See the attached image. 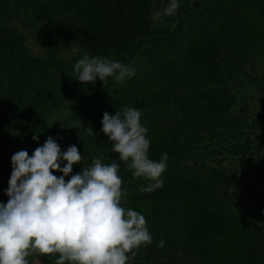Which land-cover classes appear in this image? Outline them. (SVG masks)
<instances>
[{
    "label": "trees",
    "instance_id": "16d2710c",
    "mask_svg": "<svg viewBox=\"0 0 264 264\" xmlns=\"http://www.w3.org/2000/svg\"><path fill=\"white\" fill-rule=\"evenodd\" d=\"M166 2L0 0V202L12 155L31 156L51 136L84 157L72 174L97 156L120 164L123 206L145 216L153 237L130 264H264V0H182L176 15L153 21ZM84 53L136 76L75 99ZM125 107L142 110L150 157L168 155L163 187L151 193L100 131L104 112Z\"/></svg>",
    "mask_w": 264,
    "mask_h": 264
},
{
    "label": "clouds",
    "instance_id": "9594fccd",
    "mask_svg": "<svg viewBox=\"0 0 264 264\" xmlns=\"http://www.w3.org/2000/svg\"><path fill=\"white\" fill-rule=\"evenodd\" d=\"M181 3L167 0L163 8L152 12L151 19L176 15ZM72 52L80 53L81 47ZM73 73L82 84L95 83L97 78L105 84L112 78L119 85L134 78L136 69L84 53ZM101 124L100 131L118 159L133 178L146 182L140 191L162 188L168 155L158 161L150 157L151 140L142 123V110L125 107L112 115L104 112ZM88 134L95 136L90 127ZM33 140L38 142V136L33 135ZM83 159L75 145L61 151L51 136L31 156L26 150L12 155L5 190L8 200L0 202V264H29L27 257L34 253L58 254L55 264H130L140 248L152 243L145 216L123 206L128 192L122 188L120 164H106L97 156L72 174L73 166ZM55 172L62 175L57 177Z\"/></svg>",
    "mask_w": 264,
    "mask_h": 264
},
{
    "label": "rangeland",
    "instance_id": "374dc122",
    "mask_svg": "<svg viewBox=\"0 0 264 264\" xmlns=\"http://www.w3.org/2000/svg\"><path fill=\"white\" fill-rule=\"evenodd\" d=\"M28 45L33 51H35V53H40V48L37 46V44L34 42V40H32V37H29ZM100 82H101V80L99 78H97L95 83L83 84L82 87L80 88V90L77 92L75 99L83 98L88 92L96 89L99 86Z\"/></svg>",
    "mask_w": 264,
    "mask_h": 264
}]
</instances>
